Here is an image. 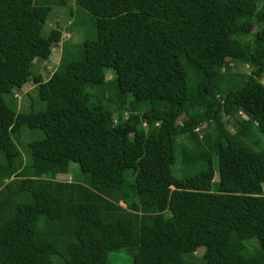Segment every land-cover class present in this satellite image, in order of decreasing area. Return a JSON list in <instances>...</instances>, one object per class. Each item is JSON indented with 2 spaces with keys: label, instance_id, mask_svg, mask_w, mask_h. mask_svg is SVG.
Returning <instances> with one entry per match:
<instances>
[{
  "label": "trees",
  "instance_id": "16d2710c",
  "mask_svg": "<svg viewBox=\"0 0 264 264\" xmlns=\"http://www.w3.org/2000/svg\"><path fill=\"white\" fill-rule=\"evenodd\" d=\"M74 1L0 0V264H264V0ZM53 6L94 36L43 79ZM30 80L42 106L20 110Z\"/></svg>",
  "mask_w": 264,
  "mask_h": 264
},
{
  "label": "rangeland",
  "instance_id": "374dc122",
  "mask_svg": "<svg viewBox=\"0 0 264 264\" xmlns=\"http://www.w3.org/2000/svg\"><path fill=\"white\" fill-rule=\"evenodd\" d=\"M67 4L72 8V10L75 9V1L74 0H67ZM73 16L69 12V8L66 6H53L48 19L45 22V29L49 30L51 28H61L63 36L62 40L59 43V45L53 47L51 57L48 61H36L35 62V71L37 73H41L43 79H47L50 74L53 72V70L57 67L58 62L60 60V55L63 48V43L67 40L71 41L72 43L78 42L80 39L82 40L85 37H92L94 36V21L93 16L82 13L80 18H78V26L76 29H79L80 32L76 31L75 29H72L71 31L67 30V26L72 21ZM239 31L247 32V38H253L255 35L260 36L263 32V28H260L259 26H256L252 22L242 23L241 25H238L236 27ZM221 70L224 68L225 65H230L231 71H239L242 73H249L250 72V65L248 63H243L241 61H233L224 59L221 62ZM107 76H110V72L108 71ZM35 84L32 82V80L28 81L19 91L15 93V98L17 99L18 106L20 110L29 111L31 109L37 110L40 109L42 106V103L39 101L36 103L35 100H32V97L30 96H36L35 95ZM30 95V96H28ZM235 116H237L240 120H246V117L241 113H236ZM184 115H181L178 118V122L180 123L183 119ZM229 118L224 117L223 120L227 124V129L234 133V128L232 127V122H229ZM202 126L200 127L199 134L201 138L207 139L210 137L209 132L202 130ZM23 139H27L28 135L23 134ZM256 140L261 143L263 141V138L259 134H255ZM180 142V139L178 140ZM19 149L21 152H23L22 146H19ZM2 157V154L0 153V158ZM25 157V156H24ZM73 168V167H71ZM208 168L211 171V175L213 180H217L218 176L216 171L214 170L212 166V160L208 161ZM79 170H67L66 172H62V174L59 173L58 179L61 181H72L73 175L75 172H78ZM79 173V172H78ZM264 189V184H263ZM120 205L124 206L123 203L120 202ZM3 249H6V244H2ZM74 252L76 253L75 256L79 257L81 255H84V249H78L73 248ZM202 252L201 249H198L196 251V254H200ZM109 264H133L132 263V254L127 249H120L116 251L109 252ZM52 264H58L57 260H55Z\"/></svg>",
  "mask_w": 264,
  "mask_h": 264
}]
</instances>
